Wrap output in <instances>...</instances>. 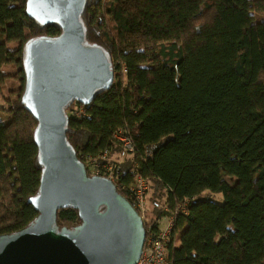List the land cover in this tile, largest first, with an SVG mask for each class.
<instances>
[{
	"label": "trees",
	"instance_id": "obj_1",
	"mask_svg": "<svg viewBox=\"0 0 264 264\" xmlns=\"http://www.w3.org/2000/svg\"><path fill=\"white\" fill-rule=\"evenodd\" d=\"M26 1L0 0V91L19 83L0 109L8 116L0 119V236L37 216L28 203L41 169L37 124L21 103L24 46L60 34L32 20ZM254 13H264V0H86V42L108 54L114 80L89 105L66 108V139L89 173L122 152L112 142L122 128L134 154L113 162L117 192L129 201L135 167L149 185L152 221L188 201L175 217L170 264H264V20ZM76 108L82 117L71 115ZM217 194L222 204L209 199ZM57 224L79 225L77 211L59 210Z\"/></svg>",
	"mask_w": 264,
	"mask_h": 264
},
{
	"label": "water",
	"instance_id": "obj_2",
	"mask_svg": "<svg viewBox=\"0 0 264 264\" xmlns=\"http://www.w3.org/2000/svg\"><path fill=\"white\" fill-rule=\"evenodd\" d=\"M86 0H27L26 14L60 34L24 46L21 103L36 122L33 139L41 169L38 192L28 203L36 218L0 236V264H136L145 227L131 203L108 179L87 174L68 144L66 108L89 105L113 84L108 54L89 44L81 16ZM77 211L80 224L60 227L57 212Z\"/></svg>",
	"mask_w": 264,
	"mask_h": 264
},
{
	"label": "built area",
	"instance_id": "obj_3",
	"mask_svg": "<svg viewBox=\"0 0 264 264\" xmlns=\"http://www.w3.org/2000/svg\"><path fill=\"white\" fill-rule=\"evenodd\" d=\"M71 115L77 118L82 117V108L74 109ZM112 142L115 146L126 155L134 154V146L127 132L122 128L117 129L112 134ZM107 157V155H106ZM108 160V159H107ZM120 167L115 163L106 161L105 155L101 161L91 164L89 169L90 176H100L111 181L115 186L119 184ZM133 183L126 188V196L129 202L136 210L145 228V241L139 261L136 264H170L166 249L170 240L171 233L174 228L175 217L178 213H187V200H184L175 213L168 217H162L158 220H153L150 216V209L147 204V194L149 185L137 168H133ZM167 210L166 208L164 209Z\"/></svg>",
	"mask_w": 264,
	"mask_h": 264
},
{
	"label": "rangeland",
	"instance_id": "obj_4",
	"mask_svg": "<svg viewBox=\"0 0 264 264\" xmlns=\"http://www.w3.org/2000/svg\"><path fill=\"white\" fill-rule=\"evenodd\" d=\"M255 19H262L264 20V13H254ZM4 39L3 37H0V41ZM9 47L14 48L15 45L13 44H9ZM7 73L13 74L14 73V69L13 67H7L6 69H4ZM19 88V83L16 80H11L9 82L6 83L5 88L0 91V109H6V101L5 99L10 98L12 100H15V96H12L10 93L14 92L15 90H18ZM0 119L3 121H8V116L6 113L0 111ZM122 153V152H121ZM119 152H117L116 150H114L113 154L110 157V162H120V163H124L127 161H130L131 159L128 158L126 156V154H121ZM226 181L230 184L235 182L234 178H229L226 177ZM209 199L212 200L214 203H218V204H222L223 203V196L221 194H217V195H211L209 196ZM179 237V235H178ZM178 245V244H177Z\"/></svg>",
	"mask_w": 264,
	"mask_h": 264
},
{
	"label": "clouds",
	"instance_id": "obj_5",
	"mask_svg": "<svg viewBox=\"0 0 264 264\" xmlns=\"http://www.w3.org/2000/svg\"><path fill=\"white\" fill-rule=\"evenodd\" d=\"M87 174H88V172H87ZM89 175V174H88ZM116 187V186H115Z\"/></svg>",
	"mask_w": 264,
	"mask_h": 264
},
{
	"label": "crops",
	"instance_id": "obj_6",
	"mask_svg": "<svg viewBox=\"0 0 264 264\" xmlns=\"http://www.w3.org/2000/svg\"><path fill=\"white\" fill-rule=\"evenodd\" d=\"M178 244V243H177Z\"/></svg>",
	"mask_w": 264,
	"mask_h": 264
}]
</instances>
